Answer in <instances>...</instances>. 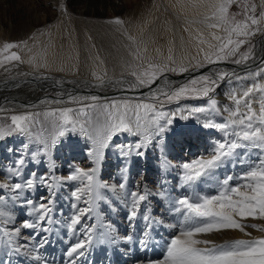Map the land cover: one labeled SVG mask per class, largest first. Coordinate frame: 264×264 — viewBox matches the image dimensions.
I'll use <instances>...</instances> for the list:
<instances>
[{
  "label": "rangeland",
  "instance_id": "rangeland-1",
  "mask_svg": "<svg viewBox=\"0 0 264 264\" xmlns=\"http://www.w3.org/2000/svg\"><path fill=\"white\" fill-rule=\"evenodd\" d=\"M108 1L0 0V48H2L6 42L21 43L20 48L11 50L19 52L21 61H3L2 64H0V79H13L15 77H24L31 74L40 76H46L47 74H61L65 76L67 83L73 82V80H71L73 77H87L89 79L96 80L97 78L87 74L86 70L82 71V69H80L77 73H68L50 68V66H52V62H50V60L55 58L57 51H60L58 45L66 41L65 39H68L70 33L72 32L74 35L71 36L76 38L77 41H83L77 42L82 43L78 46L80 47L79 53L81 51L82 56H85L88 48L91 54H93V57H95L99 64H101L104 68V70H102L103 80L107 78H116L122 74L132 77V71H138V73L142 72L147 69V66L150 63L167 64L170 68H176V71H165L160 77L168 74L178 75L184 73L179 71L180 65L188 67L189 70L196 67L198 61L201 65L209 64L198 54H178V47L182 45L181 43H177L171 47L170 54L172 56V61H169L168 57L165 55L157 54L155 52H147L144 44L146 42L150 43L154 36L156 39V46H159V44L163 42L161 41L164 39L162 29H166V31L173 30V33H178V29L180 27L187 28L191 25L197 28L200 27L204 30L216 32L217 35H225V33L220 29H209L207 27V23L215 21H204V16H210L214 9L195 12L180 11L170 6L166 0H115V4H120L122 2L121 6L115 7V5H112L111 2ZM245 4H248L249 6L251 4H255L257 15L261 11H264V0H237V2L233 3L229 9L230 14H236V20L244 19L243 13ZM117 18L122 20L123 23H115ZM261 27L264 28V24H262ZM104 28H106V31L103 30ZM200 32L203 33L204 37V32ZM263 34L264 31L257 32L254 36H252L249 43L241 46L239 50L240 53L245 52L249 46H253L254 51L257 40ZM197 35L198 33L193 34L194 37H197ZM157 36L159 38H157ZM211 38L212 37H210L209 40ZM177 42H180L179 37L177 38ZM216 44H218V42H216ZM102 46H104L105 50L103 51L106 53H103L101 48ZM4 55H8V53H0V61H2V57ZM235 58L238 57H233L225 61L232 62ZM86 62L88 61L86 60ZM80 65L83 66L82 64ZM255 68L256 67L252 68L251 72ZM256 72L257 71L253 73ZM202 75H210L212 76V79H216V75L214 76L211 73ZM202 75L189 78L184 83L170 88L161 84L159 88L163 89V91L174 90L181 85L188 84L192 79H198ZM243 77L244 76H237L236 79H231V76L228 75L223 80H218L215 92L210 93V97L198 96L195 93H191L189 95L182 96L180 99H173L170 102L161 97L163 106L161 109L160 105L157 104V108L159 110L163 111L165 108H176L173 112L175 113V116L170 117L172 119V124L167 127L165 133L158 140L155 139L152 144L146 145L143 149L144 154L142 156L136 155L137 150L134 147L136 143L143 140L142 135L138 140L137 136L132 134H118L112 141L109 142L108 147L102 149V156L99 164L94 162V157L91 155L94 148L92 132L99 128L98 124L95 125V128L93 127L98 110L86 109V111L89 112L90 117H92L89 121L88 135H85V133L77 127L75 131H69L63 136H58L56 125L58 123H62L59 119V114L53 117L46 116L44 113L65 107L78 110L85 104L95 103L91 100H72L71 97L80 98L97 96L100 98L98 102L100 104L110 103L113 101L119 102L125 99L134 102L153 101L145 99L143 96H125L124 94L121 95L117 93L97 95L87 92L82 93L71 91L67 96H62L64 94L62 91H53L48 88L46 90L43 88H37L38 91L36 90V93L39 91V93L45 92V96H41L39 98L48 99L49 104L40 106L37 105V107L33 106L34 108H28L29 110H32L31 113H39L40 115L35 117L34 122L31 124L30 130L27 133H14L9 131L7 125L10 123L11 114L0 112V183L8 185H12L17 182L23 183L26 179L32 178L31 174L33 173L35 174V177H48L49 179L47 184L42 183L38 179H34V187L30 190L24 189L21 192V195L27 199L33 200L37 204L46 202L47 200L52 201L50 204L52 212L48 217L47 224L41 222L35 230L21 228V238L19 243L22 244L27 241L30 251H24L22 249L20 253L11 252L7 237L0 233V256L1 254H4V260H8L11 253H14L17 255L15 259L17 264H25L28 260L30 261V264H43L45 261L46 264H69V261L73 258L68 257L66 255V251L70 246H63L62 241L65 238L67 239L66 235H70L69 232L71 231V233L76 235L74 238L75 242L82 238L80 233H76V230H79L80 228L79 225H77L75 229L69 228L70 218L76 214V209L73 205H76L79 208H84L89 206L85 203V201L90 199L87 194L82 195V198L79 201L72 196V192L76 188H82L88 183L86 178L83 181H63L60 179L69 175L76 167L84 169L98 168L95 180L108 186L107 188H96L93 192V196L99 198L95 199L94 211L91 214L92 220L90 222L93 224L95 221H98L96 229L97 237L99 239L94 240V243L86 250V256L76 258L77 264H80L84 258H88V260L93 259L95 263L106 264L105 262L107 261L111 251H118V245H114L110 240V238L115 236V234L106 231L107 222L112 220L111 218L110 220L108 219L109 214H111L109 211L117 214V209L114 210L113 207L118 208L120 204V202L114 199L116 198V191H120V195H123V197H129L128 201H125L128 204L131 203L132 198L129 196V193L131 192L145 194L147 195V199H150L151 197L159 198L161 201H166V204L169 202L172 205L175 200L185 195L192 197L193 194H217L220 191L218 181H221L227 175H232L235 178L240 177L247 170V166L257 160V157L264 158V151H261L258 148L250 147L247 149V155L230 158L218 169L214 170V173L202 177L195 183L186 184L181 178L183 170L180 165L185 162H190L200 156H207L212 151L217 141L225 139V135L224 131L207 126L204 127V130L207 131L208 129L210 131V139L201 138L206 137V133L202 134L203 136L200 135L201 137L198 136L200 138H197L195 135L192 136L186 134L185 128H187L190 133L196 130V114L192 111L193 108H189V111L177 108H180L182 104H191L193 101L196 103H202L203 101H205V103H209V98L215 99L217 101L215 106L209 103L210 111H207L209 114L205 118L206 121L201 123V121L197 120L198 127H202L203 124L209 125L210 122H214L215 124L225 123L229 118V112L225 109H234L235 105L230 99L227 103H225L226 101L224 102L225 98L221 99L224 93L228 94L235 90L237 95H241L243 89L250 87L253 83H264V79L257 77L254 74L250 77L245 76V79ZM133 80H135V78ZM162 82L163 80L159 81L158 84ZM220 83L223 87V91L221 93H219L221 87L219 86ZM75 84L83 85V83H79L78 81H76ZM92 85L93 84H84L83 86L93 87ZM112 85L113 84H111V86ZM199 86L200 85L197 84L194 87ZM19 87L20 86H17L15 87L16 89H14L17 90V93L23 92L27 95H32L31 93L34 92H29L27 89L22 91ZM123 87H128L129 89L132 88L131 85H123ZM50 95H55L57 97H52ZM15 96L23 99V96L20 94ZM15 96L10 95L9 100L16 101L13 99ZM258 99L259 94L257 93L252 98L253 107L257 108V110ZM241 107L243 110V106ZM210 114H213V117H209ZM71 115L74 119L77 118L75 111ZM167 118L168 117L164 119ZM210 118L212 120H209ZM100 119L102 122L103 118L101 117ZM160 123H163V119ZM152 127H154V125L149 124V129ZM190 129L193 130L191 131ZM228 131L231 132V129ZM181 135H184L185 137H181ZM227 138L231 139L232 137L229 135ZM16 141H19L20 143ZM77 141L83 144L80 145L79 148L78 145L76 146L75 144ZM24 142L25 146L22 147L20 144ZM118 142H120L121 145H119L120 143ZM126 143L130 144L127 145ZM73 145L76 147H73ZM117 145L127 147L121 150L117 147ZM10 149L11 151H9ZM33 154H35L34 157ZM21 158L23 159L22 165L17 163V161ZM239 159H243L245 163L243 165L240 164ZM17 169H19V175L15 174ZM113 182L117 186L113 185L116 189L112 191L110 183L113 184ZM121 184L124 185L123 188L120 187ZM230 184H233L234 186V182H230ZM145 190L148 191L150 196L147 192H145ZM161 193H163V195H161ZM2 195L5 199L3 203H0V210L9 212L13 208V203L8 200L7 197L14 195V193L8 192L7 189H4ZM65 201L69 204L68 212H63V207L65 205L61 206V204ZM145 202L146 200L139 202L140 209L138 208V213L142 216L149 217V213L152 212L149 208H147V202ZM18 203L19 202H17V204ZM157 204L156 209H158V211H154L153 215L160 217L162 212L159 211L162 208V204H160V202ZM36 215H38V213H32L30 210H21L17 208V210L13 213L12 223H14L17 227H20L21 220L27 218L32 221ZM179 217L182 218L178 222L177 218ZM172 218L174 224L178 223V225H176V227L171 231V238H166V243L175 235L179 234L180 229L184 224L186 228L192 223L191 221H186L184 215H181V213L176 212L175 210H173V214L169 219L171 220ZM123 219L125 228L120 230L117 229V235H119L120 238L125 235H136L135 237L137 238H144L143 232L149 224V220L144 219L141 221L140 219V222L134 221L130 227L129 221L126 217H123ZM81 223L88 224V219L82 218ZM241 223L246 225L243 232L238 229H226L218 232L214 231L198 234L196 237L197 239L212 241V244L199 245V247H213V245L223 246L235 240L264 238V231L251 226L264 225V219L249 217L241 220ZM11 226V224L7 225L9 228H11ZM43 227H47V232L52 234V237L50 238L51 241L49 243L55 245L52 253L53 257L51 256V258H54L55 261L52 262L50 261V258L46 259L41 257V254L44 252L42 247H33L38 244H43L46 239H44V236L40 235L43 232L39 229ZM61 230L63 234L60 233ZM152 230L153 228H147L148 235H152L154 238H160V240L164 238L163 236H158V231L155 232V229L153 231ZM34 231L38 232L39 235H30V233H33ZM248 233H250V235H248ZM163 241H165V238ZM93 245L96 248H94ZM124 249L125 252H123V254L126 255L125 258L128 259L126 262L129 264H148L149 261L162 259L166 253V247L165 249L161 248L164 252L163 253L161 251V256L160 254L151 253L154 257L149 258L145 254V251L142 252L139 250L128 255L127 253L131 250L128 248ZM6 253H8V255H6ZM36 255L40 256V261H36L34 259Z\"/></svg>",
  "mask_w": 264,
  "mask_h": 264
},
{
  "label": "snow or ice",
  "instance_id": "snow-or-ice-1",
  "mask_svg": "<svg viewBox=\"0 0 264 264\" xmlns=\"http://www.w3.org/2000/svg\"><path fill=\"white\" fill-rule=\"evenodd\" d=\"M204 0H192L193 6L203 3ZM237 0H216L211 6L214 11L211 15H205L204 21H215L207 23L209 29H220L225 35H217L216 32H211L210 36L218 44L213 45L208 43L203 37V33L198 32L197 39L200 44H208L210 51H204L203 60L207 63H218L228 60L233 57H238L232 60L235 64H241L255 57L253 46L240 53L242 45L249 43V40L257 32L264 31L261 27L264 24V11L256 14V5L245 4L244 19L236 20V14H230L229 9ZM250 13V14H249ZM115 23L122 24L123 21L117 18ZM235 37V38H234ZM131 38V37H130ZM26 46V43H25ZM21 43L6 42L0 53H8L2 57L3 61H21V56L17 51ZM171 53V49H169ZM239 53V55H238ZM168 60L172 61L171 54ZM31 62V61H29ZM264 63V58L261 59ZM202 66L198 61L196 67ZM165 71H176V68H170L167 64H148L147 69L139 72L132 71L131 76L135 78L132 88L150 87L156 80L163 75ZM180 72H187L188 67L184 65L179 66ZM97 80L102 84L103 77L93 73ZM106 75V72H105ZM216 79H212L210 75H202L198 79H192L188 84L181 85L178 88L170 91H163L161 88L151 92L150 97H145L153 102H134L128 99L123 101H113L110 103H98L100 98L97 96L91 97H71L72 100L82 99L91 100L95 103L85 104L78 110L72 108H59L50 112L44 113L46 116H57L62 123H58L57 135L63 136L66 132L75 131L77 127L88 135L89 121L92 119L86 109L98 110L95 118V125L99 128L92 132L94 148L91 155L94 157V162L99 164L102 149L108 147L110 141L118 134L128 133L137 136H143V140L134 145L136 148V155L142 156L143 149L146 145L152 144L154 139L158 140L166 131L167 127L172 124L170 117L175 116V113H168L157 108V104L162 109L163 97L167 101L173 99H180L182 96L195 93L198 96L210 97V93L215 92L218 80H223L229 74L226 72L214 73ZM255 76L264 79V68L254 73ZM199 84V87H194ZM259 94L258 110L253 107L252 98ZM229 99L234 102V109H225L229 112V118L225 123L214 124L209 123L207 127L218 128L224 131L225 139L217 141L212 151L207 156H200L190 162H185L180 165L182 172V180L186 184H192L200 180L202 177L214 173L225 161L233 157L247 155V149L250 147L258 148L264 151V83L255 82L250 87L243 89L241 95H237L233 90L228 94ZM215 106L217 101L209 98L208 101ZM43 103V101L41 102ZM243 106V110L242 107ZM204 108H196L192 111L204 112ZM76 112L77 118H73L72 113ZM39 113L24 112L21 114H13L10 116V123L7 125L9 131L14 133H27L30 130L31 124L34 122ZM103 118L102 122L100 118ZM168 117L167 119H164ZM163 119V123L160 121ZM149 124L154 125L149 129ZM231 129V132L228 130ZM231 139H228V136ZM121 150L127 146H119ZM11 151V149L9 150ZM35 154H33V157ZM18 164H23V159L17 161ZM240 164H244L243 159H239ZM98 168L84 169L76 167L69 175L60 178L63 181H83L85 178L87 184L82 188H76L72 192V196L77 200H81L82 195L87 194L90 199L85 201L89 206L79 208L76 205V214L70 218V229H75L77 225L80 226L79 232L81 239L71 244L66 251V255L73 258L69 264H77L76 258L84 257L86 250L94 243L97 237V229L95 224H82V218L91 219L94 211V204L96 197L93 192L96 188H107L106 184H102L95 180ZM16 175H19V169L16 170ZM26 179L23 183L17 182L12 185L0 183V203L4 202L3 190L14 193L8 196L7 199L12 201L13 208L9 212L0 210V233L7 237L9 248L11 252L20 253L29 251L28 242L19 243L21 238V228L35 230L37 226L43 222L47 224L48 217L51 215L52 209L51 200L46 202L36 203L31 199L21 195L24 189H32L34 187V179L40 180L47 184L48 177H35ZM230 182H234L230 184ZM220 191L215 195H199L193 194L192 197L187 195L174 201L172 210L184 215L186 221H191L186 228H181L178 235H175L166 246V253L160 260L149 261L148 264H264V238L251 240H235L223 246L213 245V247H199V245H209L212 241L201 240L196 237L201 233L218 232L226 229H238L241 232L245 230L246 225L241 223V220L246 218L264 219V158L257 157V160L247 166V170L238 178L232 175L225 176L221 181H218ZM124 187L123 184L120 185ZM163 195V193H161ZM131 199V207L126 213V218L131 227L138 215L139 202L146 199L145 194L137 192L129 193ZM43 199V198H42ZM17 202H19L17 204ZM30 210L32 213H38L32 221L25 218L20 221L21 226L17 227L12 223L13 213L17 210ZM145 220H150L148 216L143 217ZM202 218V219H196ZM152 223L163 224V221L157 220L150 222L143 232V239L138 242L142 246L147 245L148 231L147 228L152 227ZM11 224V228L7 225ZM264 231V225H251ZM110 231H114L111 225L108 226ZM168 227H176L175 225H168ZM41 232H47L48 228L43 227ZM30 235H39L38 232L30 233ZM250 235V233H248ZM125 242L132 240V236L125 235L121 238ZM111 243L117 242V237L110 238ZM44 243H49L44 240ZM15 245V246H13ZM33 247H43V244H38ZM8 255V253H6ZM40 261L41 258L37 255L34 258ZM0 264H11V259L0 260ZM46 264V261L43 262Z\"/></svg>",
  "mask_w": 264,
  "mask_h": 264
},
{
  "label": "bare ground",
  "instance_id": "bare-ground-1",
  "mask_svg": "<svg viewBox=\"0 0 264 264\" xmlns=\"http://www.w3.org/2000/svg\"><path fill=\"white\" fill-rule=\"evenodd\" d=\"M105 1H108V0H103V2H105ZM108 2H111V4L115 5V7L121 6V3H122L121 2L120 4L119 3L115 4V0H110ZM166 2L170 6H172L173 8H176V9H178L180 11L195 12V11H208V10L213 9L211 5L213 3H215L216 0H204L203 3H200V4H198L195 7L192 4V0H166ZM105 29L106 28H104L103 30L106 31ZM162 30H163V33H164V39L161 40V41H163V42H161L159 44V46H156V39L154 38L155 37L154 36L150 43L146 42L144 44L145 50H147V52H151V53L155 52L157 54L165 55V56L168 57L170 55L169 49H171V47H173L177 43H179V44L181 43L182 45L180 47H178V54H180V53H184V55L186 53H188V55L198 54L199 56L203 57L204 53L202 51H200V49L202 48V49H204V51H210V49L208 48V44L207 43L200 44L199 40L197 39V37L193 36L194 33H198L200 31L204 32V34H205L204 35V39L206 41H208V43H211V44L214 45L217 42V41L213 40L212 38L209 40V38L211 37L210 33L212 31L204 30V29H202L200 27L197 28V27H194V26H191V25H189L187 28L186 27H180L178 29V33H176V32L173 33V30L172 31H166V29L165 30L162 29ZM156 32H157V30H156ZM58 33H60V32H58ZM71 35H74L73 32L70 33L69 38L67 37L68 39H65L66 41H64L63 43H60L58 45V47L60 48V51H57L56 55H55V58L50 60V62H52V64L50 63L52 65V66H50V68L51 69H55V70H59V71L68 72V73H77L78 71H80V69H82V71L86 70V73L91 75L92 77H96L95 75H93V73H96L97 75L103 76L102 70H104V68L102 67V65L99 64V62L95 59V57H93V54H91V52H90V50L88 48H87L86 55L82 56L81 51L79 53L80 47H78L79 44L81 45L82 43H77V42H83V41H77L76 38H74ZM158 36H159V34H158ZM158 36H157V38H159ZM178 37L180 38V42H177V38ZM263 43H264V34L256 42L255 50H254L255 57L253 59H250V60L246 61V62H242L241 66H238V64L221 63V62H223V61H221V62H218V63H212L211 65L209 64L208 65L209 69L203 70L202 72H197L198 68L197 67H193V68L189 69L187 72H184L182 74H178L179 76L178 75H169L168 74V75H165L163 77H160L159 81L163 80V82L160 83V84H157L156 86H150V87H146V88L140 87V88H136V89L134 88L135 90L133 88L129 89L128 87H123V85L128 86V85H132L134 83V80H133L134 78H132V77H130L128 75H124V74H122L121 76L116 77V78H107V79L104 80V82L102 84L97 79L96 80H94V79L92 80V79H89L87 77H73V78H75L74 79L75 81L73 83H74L75 86L87 87V88H91V87L90 86H83V85L84 84H86V85L93 84L92 88H98V89H100L102 91H107V92L111 91L110 90L111 88L127 89V90H132V91L139 90V91L144 92V94H140V93L136 92L133 95H131V94H124V95L125 96H143L145 98V97H150L151 96V92L155 91L157 89V87L161 86V84L165 85V87H167V88H170V87L176 86L178 84L184 83L189 78H193V77H195L197 75H202V74H206V73H211L212 75H214V73H218L220 71H224V72L228 73L231 76V79H236L237 76H241V77L244 76L243 78L245 79V76H247V77L249 76L250 77L252 74H254L253 72L259 71L260 68H264V63H262V64H261V62L256 63L258 60L260 61L261 60L260 59L261 56L264 55V52H263L264 45H263ZM101 48H102V51L105 50L104 46H102ZM103 53H106V52L103 51ZM79 54H81V55H79ZM183 59H184V57H183ZM86 60L88 62H86ZM226 62H228V61H226ZM80 64H82L83 66H81ZM231 67H234V68H231ZM254 67H256V68L253 69L252 72H251V69L254 68ZM87 70H90V71H87ZM50 76L57 82H59V81L63 82L64 79H65V76H63L61 74H57V75H54V74L52 75L51 74ZM24 77L25 78L23 80H21L22 82L21 81L18 82L16 80L14 82H9L10 79H0V94H1L0 95V112L8 113V114H11V115H13V114H21V113H24V112H29V111L31 112L32 110H29L28 109L29 107L32 108L33 106L37 107V105L40 106V105L49 104L48 99L39 98L41 96H45V92L39 93L40 92L39 91L38 92L39 94L35 92L36 90L38 91L37 88H43L45 90L48 88V87H42L44 85V83H43L44 80L43 79H45V76L32 75L31 74V75H27V76H24ZM32 77H36V78L39 77L40 78L39 83L31 82L30 79ZM15 78L19 79V78H22V77H15ZM161 78H163V79H161ZM76 81H78L79 83H83V85L75 84ZM111 84H113V85L111 86ZM48 85H49V83L46 82L45 86H48ZM17 86H20L19 88L22 91H25V89H27L29 92L30 91H34V92L31 93L32 95H27V94H25L23 92L22 93H17V90H14V89H16L15 87H17ZM103 86H107V87H103ZM219 86H221L220 87V92H219V93H221L223 91L222 84L220 83ZM65 87L67 89L63 87V88H59V89L51 88L49 90L62 91V92H64V94L62 96H67L69 94L70 90H71V87H69V86H65ZM19 88H17V89H19ZM72 89H73V87H72ZM77 92L84 93L85 91H77ZM17 94L22 95L23 99L17 98L15 96ZM117 94H121L122 95V93H117ZM228 94L224 93V95H223V93H222L223 97L221 99L225 98L224 99V102L226 101L225 103H227V101L229 100ZM10 95L15 96V97H13V99H15L16 101H10L9 100V96ZM29 96H31V97H29ZM50 96L57 97L55 95H50ZM135 98H137V97H135ZM7 100H9V101H7ZM42 101H43V103H41ZM189 108H193V109L204 108L206 110L204 112H195L194 111L195 114H196V119H195L196 130H194V132L190 133L189 130H187V128H185V133L188 134V135H192V136L195 135L197 138H200L201 136H203L202 134L206 133L207 134L206 137H201V138L210 139L211 138L210 137L211 136L210 131L207 128H206L207 131L204 130V127H206V125L205 124H203V125L201 124L202 127H198V124H197V120L201 121V123L206 121L205 118L209 114V112H207V111H210L209 103H207V102L205 103V101H203L202 103H196L195 101H193V102H191V104H182L180 106V108H177V109L189 111ZM26 109H28V110H26ZM175 109L176 108H173V109L165 108L163 111L168 112V113L171 114V113L174 112ZM209 117H213V114H210ZM209 120H212V119L210 118ZM198 136H200V137H198ZM181 137H185V136L181 135ZM224 138H226V137H224ZM16 142H19V141H16ZM118 143H120V142H118ZM75 144H76V146L78 145V148H79L80 145H83L81 142H78V141L75 142ZM126 144L128 145L130 143H126ZM20 145L22 147H24L25 146V142L20 144ZM119 145H121V143ZM76 146L73 145V147H76ZM163 156H165V155H163ZM111 183H110V187L112 188L111 190L113 191L114 189H116L115 186H117V185H115L114 182H113V184H111ZM113 185H115V186H113ZM146 190H145V192H147V194H148V191H146ZM115 193H117V194H116V198H114V199L116 201L120 202V204H119L118 208L113 207L114 210L117 209V214H115V212L112 213V211H109V212H111V214H109V218L108 219L110 220V218H111L112 220L107 222V230L106 231H109L110 233L115 234V236L117 237V242L115 244L118 245V247H117L118 251L112 252L113 251L112 250L110 255L108 256L107 261L105 263L106 264H129V263L126 262L128 260V259L125 258L126 255L123 254V252H125L124 248H128V249L131 250L130 252L127 253L128 255L130 253H132V252H137V251L141 250L142 252L145 251V254L149 258L154 257L153 255H151V253L160 254V256H161V251L163 252V250H161V248L165 249L167 243L169 242V240H168L167 243H166V238L167 237L171 238L170 237L171 231L175 228V227H168L167 224L175 225V226L178 225V223L174 224V221H173L174 217L171 220L169 219L172 216V214H173V210H172V206L173 205L171 203H169V202L166 204V201H161V200H159V198H152L151 197L150 199H147V197H146L145 200L147 202V208H149L151 210V212H152V213H149L150 220L148 221V223L154 222L155 220L156 221L157 220L163 221V224L152 223V227L151 228H153V230L155 229V232L158 231V236H163L165 238V241H163L164 238L162 240H160V238H157V237L154 238L152 235H148L147 245L146 246H142L138 241L140 239H143V238H137V237H135L136 235H134V236H132V240L131 241L125 242L123 240H120L121 239L120 236L117 235V231L118 230L125 228V224H123V221H124L123 217H126V213L129 211V209L131 207V203L128 204L127 202H125V201H128L129 197L128 198L123 197V195H120V191H116ZM68 194H70V193H68ZM96 198H99V197H96ZM159 202H160V204H162V208L159 211V212H162V214H161L162 217L161 216L157 217V216L153 215L154 211H156V210L158 211V209H156V208H157V205H158L157 203H159ZM123 203H126V204H123ZM63 205H65L63 207V212H68L69 204H67V202L65 201V202H63L61 204V206H63ZM141 208H142V206H141ZM152 208H153V211H152ZM106 216H108V215H106ZM143 217L144 216H142V215H140L138 213L135 221L136 222H140V219H141V221L144 220ZM161 218H163V219H161ZM164 218H166V219H164ZM181 218L182 217L177 218V221L179 222L181 220ZM91 220L92 219H88V224H91V222H90ZM93 224H95L97 226L98 225V221H95ZM109 225H111V227H112V229H114V231H110L109 230V227H108ZM58 226H60V225H58ZM182 228H185V224L182 226ZM71 232H69L70 235L69 234L66 235L67 239L65 238L62 241V244L65 247H69L71 244L75 243V239L74 238L76 237V235H74V233H71ZM150 232H151V230H150ZM60 233L63 234L62 230L60 231ZM76 233L79 234L80 233L79 230H76ZM40 235L44 236V239L45 238L48 239L49 242L51 241L50 240V238L52 237L51 233L43 232ZM110 237H111V235H110ZM53 239H54V237H53ZM109 244H110V242H109ZM42 248H43V251L45 253L43 252L41 254V257L42 258H46V259L50 258V261H55L54 258H51L53 250L55 248V245L54 244H50V243H46L45 244L43 242V247ZM94 248H96V247L94 246ZM3 256H4V254H1L0 260H4ZM85 256H86V254H85ZM16 257H17L16 254L11 253V256H10V259H12L11 260V264H17L16 261H15ZM25 264H30V261L28 260ZM51 264H54V263H51ZM80 264H100V263H95L93 259L88 260V258H84V259H82Z\"/></svg>",
  "mask_w": 264,
  "mask_h": 264
},
{
  "label": "water",
  "instance_id": "water-1",
  "mask_svg": "<svg viewBox=\"0 0 264 264\" xmlns=\"http://www.w3.org/2000/svg\"><path fill=\"white\" fill-rule=\"evenodd\" d=\"M263 45H264V43H263ZM263 52H264V48H263ZM264 55H262L261 56V58L260 59H262V58H264L263 57ZM258 62H261V60L259 61H257L256 63H258ZM221 63H227V64H235V63H233V62H226V61H223V62H221ZM208 65L209 64H206V65H202V66H200V67H197L198 69V71L197 72H202L203 70H207V69H209L208 68ZM211 65V64H210ZM238 66H241V64H238ZM196 73V72H195ZM179 76V75H178ZM25 77H22V78H19V79H16V78H13V79H10L9 80V82H14L15 80L16 81H18V82H20L21 80H23ZM75 78H72L71 80H73V82L75 81L74 80ZM44 81H43V83H44V85L42 86V87H48V89H51V88H55V89H59V88H66L65 86H69V87H71V90H70V92L71 91H73V92H75V91H85V92H87V93H90V94H97V95H106V94H113V93H122V94H131V95H133V94H135L136 92H140V94H144V92H142V91H139V90H137V91H132V90H127V89H115V88H112V89H110L111 91H109V92H107V91H102V90H100V89H98V88H87V87H79V86H75L74 85V83L73 82H71V83H67L66 82V78L64 79V81L63 82H61V81H59V82H57V81H55L50 75H46L45 76V79H43ZM159 80H160V78L158 79V80H156L155 81V83H153L151 86H156L158 83H159ZM30 81L31 82H33V83H39V81H40V78L38 77V78H36V77H32L31 79H30ZM22 82V81H21ZM46 82H48L49 83V85L48 86H45V84H46ZM20 85V84H19ZM72 87H73V89H72ZM144 88H146V87H144ZM67 89V88H66ZM72 92V93H73Z\"/></svg>",
  "mask_w": 264,
  "mask_h": 264
}]
</instances>
